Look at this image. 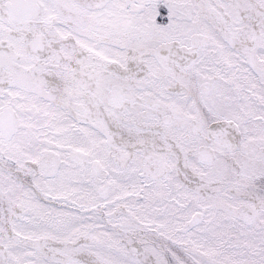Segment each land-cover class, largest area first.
<instances>
[{"label": "snow or ice", "instance_id": "obj_1", "mask_svg": "<svg viewBox=\"0 0 264 264\" xmlns=\"http://www.w3.org/2000/svg\"><path fill=\"white\" fill-rule=\"evenodd\" d=\"M0 264H264V0H0Z\"/></svg>", "mask_w": 264, "mask_h": 264}]
</instances>
